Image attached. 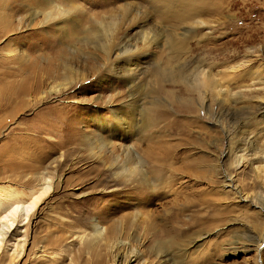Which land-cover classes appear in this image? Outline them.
<instances>
[{
    "label": "rangeland",
    "instance_id": "rangeland-1",
    "mask_svg": "<svg viewBox=\"0 0 264 264\" xmlns=\"http://www.w3.org/2000/svg\"><path fill=\"white\" fill-rule=\"evenodd\" d=\"M53 1L74 7L75 22L62 32L38 13L47 7L44 0H0V185L32 184L44 171L62 178L32 219L26 247L15 245L22 236L11 240L0 264H112L124 246L113 251L103 238L82 247L68 235L79 213L67 204L86 198L82 222L93 223L98 212L111 240L139 248L126 264H264V241L256 240L264 232V110L258 107L264 102V0H239L235 7L228 1L219 16L207 0ZM112 25L117 43L129 40L140 52H151L137 60L133 82L115 67L112 53L90 41ZM156 37L147 48L144 42ZM174 37L178 44L171 47ZM243 59L251 60L245 71L260 72L249 109L232 100L221 113L201 109L199 100L189 101L167 78L179 68L195 75L215 61L217 70H225ZM66 62L77 70L71 78ZM157 71L160 77L150 75ZM67 79L73 84L46 98L34 91L37 84L51 88ZM132 95L142 99L135 116L124 106ZM49 112L73 133L54 153L44 146L46 155L38 159L34 124ZM96 117L108 122L102 130L114 132V146L90 139ZM242 137L253 145L237 153L245 157L237 169L229 146ZM129 157L142 161L139 176H115L111 165L119 160L127 166ZM253 200L262 207L252 206ZM44 246L57 250L33 254Z\"/></svg>",
    "mask_w": 264,
    "mask_h": 264
},
{
    "label": "bare ground",
    "instance_id": "bare-ground-1",
    "mask_svg": "<svg viewBox=\"0 0 264 264\" xmlns=\"http://www.w3.org/2000/svg\"><path fill=\"white\" fill-rule=\"evenodd\" d=\"M228 1H229L228 5H230V7L237 6L239 2V0H207L206 6L209 4L212 13L219 16L222 15L221 13H223L222 9L224 8V4L225 3L227 4ZM44 2L46 3L47 7L48 6L51 7L49 8L45 7L43 10H39L38 13L46 14V18H45L46 23L54 22L59 32H62L71 23L75 22L73 15L74 7L72 6L63 7L61 4H54L55 1L53 0H44ZM126 11L128 12V10ZM2 29L4 31L5 27H3ZM187 32H189V30ZM100 34L101 33L96 35H91L92 37L90 40L91 43L93 45H96V47H99L107 56H109L112 53V55H114V59H116L114 60L115 67L118 69H123V71H125L127 75L130 76L129 77L130 79L128 80L129 83L133 82L136 78V74L139 68L138 64L141 61L140 56H143V59H146L149 56H151V52H149L147 49L146 51L140 52L139 49L136 47L137 43L135 46L133 44H130L129 40L126 41L123 40L117 43L116 38L120 40V36H118L116 32L115 25L110 26L105 31L104 35L103 34L100 35ZM183 35L184 36H182L181 40L187 38V34H183ZM100 36H106V38L100 39L99 38ZM150 40H146L144 42L147 48H151V43L158 42L159 38L156 37L151 42ZM177 40L178 39L176 37L172 38V42L170 43V46L171 47L176 46V44H178ZM134 46L135 48H133ZM9 53L13 54V50L10 49ZM134 60L135 63L133 62ZM137 60L139 61V63H137ZM247 62H251V60L243 59L242 64H239L237 66H228L225 68V70L224 69L217 70V67H219L220 65L219 62L215 61L214 63H212L211 68L204 67L198 72L195 71L196 72L195 75L187 74L186 68L185 69L179 68L178 71H171L169 74L167 73L166 74L171 84H174V86L175 85L180 86L181 90L183 89L186 93H188L190 97L188 99L189 101L194 99L199 100L201 109H207L210 111L213 110V112L215 111L221 113L220 111L227 107L226 103H228L231 100L234 101L235 103H239V104L243 103L242 108L249 109L251 106L248 104V100L257 97L255 95V92L256 90H260L256 88V82L260 80V75H259L260 72L254 71L250 73L248 71H245V69H247L248 66V64H246ZM64 66L66 67L67 70L66 76L68 78H71L70 77L71 74H74L77 71L73 64L66 62V65ZM113 71H115V68ZM150 75L151 76L154 75L155 77H160L162 74L157 71L154 74H150ZM161 78L163 79V76ZM72 82L74 81L71 79L70 80L67 79L66 82L60 84H54L51 86V88L41 83V84H37L34 87L35 88L34 91L38 93L40 92L42 98H46L48 96H51L52 93L66 90L65 88H68L70 84H73ZM261 98L264 99V96H261ZM140 100L142 99H136L132 95L130 96L128 101L124 104V106L130 108L128 113L131 116H135L136 108L140 106L139 104ZM258 107L260 108V110L262 109L264 110V102L260 103ZM112 108H113V113H115V115L116 113H119L118 108L116 107H112ZM49 113L42 115L43 117L40 116L41 118L39 119V121L34 124L35 129H33V132L34 134H37L38 142H39L37 144L39 147L37 148V152H36L37 155L39 156L38 159L39 158L43 159L44 155H46L44 146H49L51 148L50 154L52 152L54 153L57 149L56 147L58 145L61 146L64 145L67 140L66 138L70 136L71 133H73L68 130V126L63 122L62 118H58L56 116L51 117V112ZM60 113L61 114H58L59 116L65 115V113L63 112ZM123 119L125 118L123 117ZM138 120L135 121L137 127L140 126L138 125L139 124ZM123 122L126 121L123 120ZM92 123L94 127H92V129L89 130V132L92 133L90 139H92L95 143H98V145H101L103 147L104 146L110 147L111 145L114 146L115 144L113 141V138L115 136L114 132H110V134L106 135L104 134L105 131L102 130L103 128L109 127L108 122L102 120L101 118L96 117L95 119H93ZM245 124H243L242 129L245 127ZM60 128L68 130L69 133L58 134ZM242 132L245 133V130L244 131L242 130ZM44 133L45 134L54 133L55 135H57V137L47 140L42 135ZM252 145H253V141H251V139H243L242 137L237 144H234L233 142L229 146V152L230 149H232V153L233 154L235 153L236 154L235 157L238 158V159L236 158L238 161L236 166L237 169L241 168L244 165V161H245V157H243L244 155L238 156L237 153L241 150H246L248 147ZM123 152L124 153L126 152L127 156H129L130 148H125ZM133 158L136 159V157H132V158L129 157V159H127L128 161L126 160L128 162L127 166H124V164L122 165V163H119V160H115L116 164L111 165L112 169L114 170L113 172L115 173L114 175L118 176L120 174L130 178L131 176L138 174V172L141 171L140 170L141 167L143 166L142 161L137 157V163H136V161L135 162L133 161ZM130 161H131V165H129ZM262 171L264 172V167L262 168ZM137 176H139V174ZM227 179L230 180L231 178L230 179L227 178ZM231 180L233 182V179ZM61 182H62V178L59 174L57 175L54 171L53 172L44 171V172H40L35 177L34 183L32 184H23L22 186L19 185V187L13 184L0 185V256H1V250L6 251L11 245L10 241L17 238L18 236H22V238L19 237L20 241L17 240V244L15 245L20 249H24L26 247V244L28 243V232L30 229V225L32 223V219L40 211L39 209L41 205L45 203L48 200V198H50L52 194L58 189ZM89 202H90L89 198H86L82 200L72 201L67 204L69 209L79 213V215L76 217L75 224H73L75 226L73 232L71 234H68L70 235V237L73 238L72 240L79 243V245H81L82 247H88L94 244L98 240L107 238V240H109V244L111 245L113 251L118 246H124L123 249L121 248L115 254L112 264H126L128 261L132 259L131 254H133L136 259L137 256L140 255L139 248L132 245L130 241L129 242L128 240L123 241V239H119L118 237L111 240L108 237V229L103 225L104 218L101 215H99L98 212L96 213L94 212L96 216L92 217L93 223H89V225H86L84 222H82V217H84V214L88 211L87 206ZM251 204L252 206L257 208L261 206L260 204H256L254 200L251 201ZM88 228L91 230H88ZM256 240L258 242L264 241V232H261ZM127 245H129L128 249H127ZM130 247L132 248L130 249ZM55 250H57V247L44 246L43 248L34 251L33 254L36 255L37 257H45L46 254L49 255L54 254ZM21 252L22 251L20 250L17 252L18 257L21 256L22 254Z\"/></svg>",
    "mask_w": 264,
    "mask_h": 264
}]
</instances>
